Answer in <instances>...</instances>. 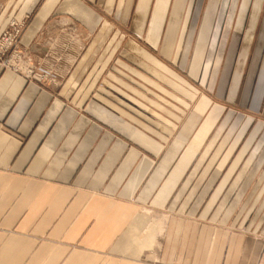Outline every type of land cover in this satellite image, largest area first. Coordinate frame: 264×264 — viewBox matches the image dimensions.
<instances>
[{
    "label": "crops",
    "instance_id": "0c3cea01",
    "mask_svg": "<svg viewBox=\"0 0 264 264\" xmlns=\"http://www.w3.org/2000/svg\"><path fill=\"white\" fill-rule=\"evenodd\" d=\"M263 9L0 0L58 81L0 69V264H264L263 230H216L264 192Z\"/></svg>",
    "mask_w": 264,
    "mask_h": 264
},
{
    "label": "rangeland",
    "instance_id": "374dc122",
    "mask_svg": "<svg viewBox=\"0 0 264 264\" xmlns=\"http://www.w3.org/2000/svg\"><path fill=\"white\" fill-rule=\"evenodd\" d=\"M263 11H264V9H263ZM263 18H264V12H263ZM20 22L24 23V25H23L24 27H23L22 32H21V35H22L23 30L27 24V19L24 21H20ZM20 22L12 21L10 23H20ZM21 35H20V37H21ZM20 37H19V39H20ZM19 39H18V41H19ZM220 45H221V42H220L219 46ZM21 53H22L23 58H24V54L22 51H21ZM23 60H24L25 64L27 65L25 58ZM37 72L45 73V72H41V71H37ZM243 114L245 116L252 117L255 120L254 122H258V121L260 123L262 122V129L258 133L256 139L253 140V142L250 145L246 155H251V154L255 153L257 147L259 149H258L257 153H255V155H260V154L263 155L264 154V113L256 114V113H252L249 110H244ZM261 170L264 172V167ZM254 183H255V185L256 184L262 185V183H264V176L257 177L255 179ZM246 195H247V193H246ZM246 195H245V197H246ZM248 195H250L251 200H249L248 204L245 207H243V208L238 207L235 210L236 213H234V218H233L232 222L228 223V224L218 223V224H216V230H228V231H233V232L238 233V234H241V233L243 234V232H247V233H249L248 234L249 238H252V239L253 238L258 239L256 237L258 234L259 238L261 239V237H260L261 235L259 234V232H261L262 230L264 231V220L262 221V217L264 216V192L263 191L258 192V190H257V192L256 191H251V192L249 191ZM232 198H234V195L232 196ZM244 219L247 220V222H242V220H244ZM261 221H262V223H261ZM251 233H253L254 235H251ZM239 259H240V256L238 257V260ZM251 260L252 261H250V264H253V257H251Z\"/></svg>",
    "mask_w": 264,
    "mask_h": 264
},
{
    "label": "built area",
    "instance_id": "2783aa9c",
    "mask_svg": "<svg viewBox=\"0 0 264 264\" xmlns=\"http://www.w3.org/2000/svg\"><path fill=\"white\" fill-rule=\"evenodd\" d=\"M24 23H10L0 35V69H9L24 75L28 80L43 86L56 85L58 81L46 73H40L27 66L18 48V39Z\"/></svg>",
    "mask_w": 264,
    "mask_h": 264
},
{
    "label": "bare ground",
    "instance_id": "6f19581e",
    "mask_svg": "<svg viewBox=\"0 0 264 264\" xmlns=\"http://www.w3.org/2000/svg\"><path fill=\"white\" fill-rule=\"evenodd\" d=\"M259 6V5H258ZM255 15V14H254ZM256 17V16H255Z\"/></svg>",
    "mask_w": 264,
    "mask_h": 264
}]
</instances>
